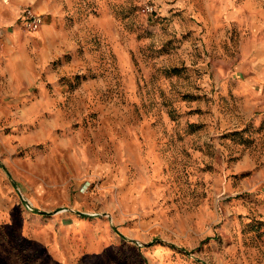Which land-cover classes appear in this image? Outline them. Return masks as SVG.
Here are the masks:
<instances>
[{"label":"rangeland","instance_id":"1","mask_svg":"<svg viewBox=\"0 0 264 264\" xmlns=\"http://www.w3.org/2000/svg\"><path fill=\"white\" fill-rule=\"evenodd\" d=\"M0 264H264V0H0Z\"/></svg>","mask_w":264,"mask_h":264},{"label":"built area","instance_id":"2","mask_svg":"<svg viewBox=\"0 0 264 264\" xmlns=\"http://www.w3.org/2000/svg\"><path fill=\"white\" fill-rule=\"evenodd\" d=\"M43 23V16L31 5L22 7V24L31 31L38 30Z\"/></svg>","mask_w":264,"mask_h":264},{"label":"crops","instance_id":"3","mask_svg":"<svg viewBox=\"0 0 264 264\" xmlns=\"http://www.w3.org/2000/svg\"><path fill=\"white\" fill-rule=\"evenodd\" d=\"M19 19V22L22 24V10L20 9L17 14V20Z\"/></svg>","mask_w":264,"mask_h":264},{"label":"trees","instance_id":"4","mask_svg":"<svg viewBox=\"0 0 264 264\" xmlns=\"http://www.w3.org/2000/svg\"><path fill=\"white\" fill-rule=\"evenodd\" d=\"M43 213V212H42ZM45 213V212H44Z\"/></svg>","mask_w":264,"mask_h":264}]
</instances>
